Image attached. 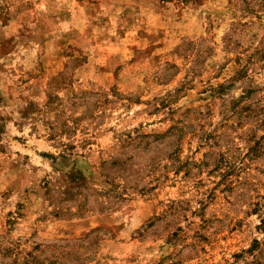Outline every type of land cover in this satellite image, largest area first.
I'll return each instance as SVG.
<instances>
[{
	"label": "rangeland",
	"instance_id": "rangeland-1",
	"mask_svg": "<svg viewBox=\"0 0 264 264\" xmlns=\"http://www.w3.org/2000/svg\"><path fill=\"white\" fill-rule=\"evenodd\" d=\"M0 264H264V0H0Z\"/></svg>",
	"mask_w": 264,
	"mask_h": 264
}]
</instances>
